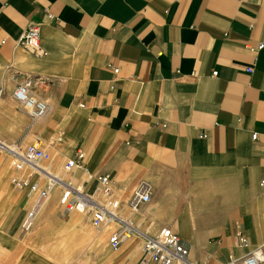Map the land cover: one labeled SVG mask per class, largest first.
Here are the masks:
<instances>
[{
  "label": "crops",
  "instance_id": "obj_1",
  "mask_svg": "<svg viewBox=\"0 0 264 264\" xmlns=\"http://www.w3.org/2000/svg\"><path fill=\"white\" fill-rule=\"evenodd\" d=\"M34 23L38 52L19 41ZM26 78L42 119L12 97ZM0 87L5 144H41L51 166L83 151L70 180L102 196L105 174L117 216L96 228L52 190L24 233L25 194L1 172L0 264H142L138 234L110 244L126 226L176 233L194 264L241 255L236 228L264 243V0H0Z\"/></svg>",
  "mask_w": 264,
  "mask_h": 264
},
{
  "label": "built area",
  "instance_id": "obj_2",
  "mask_svg": "<svg viewBox=\"0 0 264 264\" xmlns=\"http://www.w3.org/2000/svg\"><path fill=\"white\" fill-rule=\"evenodd\" d=\"M48 16L51 17L52 15L48 14ZM19 41L34 52L40 51L41 42L38 24L34 23L27 26L23 30ZM262 46L263 44H258V48ZM247 69L251 70L250 67ZM213 74H216V72H213ZM32 85L33 80L31 78L18 82L12 92V97L21 105L29 118L39 120L47 114L49 104L47 101L35 96L31 90ZM1 94L2 88L0 87V96ZM256 136V133L252 134V139H256ZM13 147L19 148L21 146L15 144ZM2 150L3 152H7L9 146L0 138V151ZM49 157V154L38 143H30L23 148L21 155L14 157L13 166L17 170H20L23 165H27L26 163L47 160ZM84 157L83 151H76L65 162V171L69 172L73 169H81L87 174L88 170L83 162ZM97 180L100 185V192L106 198L110 192L107 176L105 174L100 175L97 177ZM12 181L18 187H28V192L35 194L34 202L26 211L21 222L22 232L26 233L32 230L38 211L49 198L50 184L41 187L37 181L30 182L29 177L26 179L13 177ZM260 187L264 189L263 181L260 183ZM149 189L150 187L147 182L140 181L137 184L130 204L132 210H136L140 204L149 200ZM60 204L63 205L65 211L76 210L84 214L96 228H100L110 220L117 218L116 214L112 211V206L108 208L106 202L102 203L94 194H88L84 190L83 183L74 185L72 182H65L60 196ZM134 234H138L142 239V249L146 255V258L141 262L142 264H146L148 261L151 264H194L188 259L189 250L187 245L176 233L168 230L165 233L160 231L156 234H148L147 232L134 230L132 226H126L110 236V244L113 248H117L124 239L130 238ZM233 243L237 248L243 250V253L239 256L230 255L226 264H264V243L251 246L247 236L240 228H236L235 230Z\"/></svg>",
  "mask_w": 264,
  "mask_h": 264
},
{
  "label": "rangeland",
  "instance_id": "obj_3",
  "mask_svg": "<svg viewBox=\"0 0 264 264\" xmlns=\"http://www.w3.org/2000/svg\"><path fill=\"white\" fill-rule=\"evenodd\" d=\"M12 145H15V144H12ZM39 145L42 146L41 144H39ZM23 148H24V146L19 147V149L22 153H23ZM43 149L46 151L45 148H43ZM49 155H50V157L48 160H40L41 164L43 165V167L41 166V168L42 169L44 168L47 171L35 172L28 165H23L20 170H17L13 166V160H14L15 155L13 153H11L10 151L0 152V173L2 172L3 176L7 177V185H9V186H11V187H13V188L17 189L18 191L23 192L25 194L24 195V201H22V203H21V207H23L25 209L24 214L32 206L34 199H35V194H31V196L28 195V187H18L12 181L13 177L14 178H25V179L29 177L30 182L37 181L41 187H44L46 184L49 183L50 179L53 178V176L49 175L48 173L51 172L54 174H58V172H59V173H61V176L67 175L66 177L63 178V179H65L64 181H70V182H72V184L77 185L76 181L73 182L70 180L71 179L70 178L71 173L76 169H73L69 172H66L64 169L65 161H63L62 165H55V166L54 165L53 166L46 165L45 163H48V161L53 159V153L49 152ZM60 170H61V172H60ZM60 178H62V177H60ZM63 186H65V185L63 184ZM63 186H62V183L57 182L56 187H54L52 189L53 192L55 190L57 192L56 202L58 204H60V196H61V192L63 190ZM50 192H52V191H50ZM51 195L52 194H50L49 196H51ZM94 196H96V198L98 197V200L102 203H104L106 201L105 198L103 197V195L101 196V195L94 194ZM46 203H48V199L44 202V204L41 206L40 210L38 211V216H39V214L42 213ZM62 207H63V205H62Z\"/></svg>",
  "mask_w": 264,
  "mask_h": 264
},
{
  "label": "bare ground",
  "instance_id": "obj_4",
  "mask_svg": "<svg viewBox=\"0 0 264 264\" xmlns=\"http://www.w3.org/2000/svg\"><path fill=\"white\" fill-rule=\"evenodd\" d=\"M10 148H11V150H10ZM8 151H10L11 153H13L14 155H16L17 157L19 156V155H21V153H19L18 152V148H16V147H9V150ZM2 152H3V150H2ZM29 167H31L35 172H40V171H42V172H45L42 168H41V166H40V164H39V162L38 161H36V162H34V163H26ZM51 180H56V181H58L57 179H55V178H52ZM49 181V183L48 184H50V191H52V187L55 185V183H57V182H55V183H53L52 181ZM51 193V192H50ZM28 195H30L31 196V193H29L28 192ZM49 199V198H48ZM167 230H164L162 233H165Z\"/></svg>",
  "mask_w": 264,
  "mask_h": 264
}]
</instances>
